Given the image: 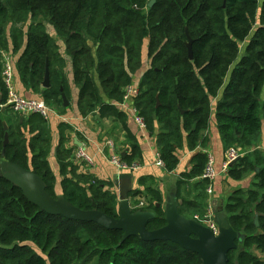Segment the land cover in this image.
I'll return each mask as SVG.
<instances>
[{
    "label": "trees",
    "instance_id": "16d2710c",
    "mask_svg": "<svg viewBox=\"0 0 264 264\" xmlns=\"http://www.w3.org/2000/svg\"><path fill=\"white\" fill-rule=\"evenodd\" d=\"M149 2L0 0L1 104L6 98L1 54L11 45L13 53L19 52L15 68L24 88L46 104L66 110L61 98V94L67 98L68 91L65 61L47 32L50 26L70 58L80 114L119 117L113 104L121 103L141 69L147 41L149 66L133 105L148 135L156 124L160 126L156 147L164 169L175 171L184 145L189 151L206 145L203 133L210 125V101L217 97L220 140L226 149L248 150L258 141L264 121V0H156L148 8ZM46 71L49 86L42 90ZM93 72L108 103L103 102ZM10 112L8 107L0 112V156L39 176L55 199L56 179L47 160L51 149L47 121L37 114L27 120L15 114L12 122ZM6 133L8 143L3 146ZM66 141L61 136L55 152L64 199L84 211L91 210L93 202L99 212L116 218V197L87 174L75 173ZM205 163L206 154H194L191 171L182 177H200ZM228 175L233 180L253 176L252 188L234 190L223 207L230 227L242 236L238 249L229 252L228 264H264L254 254L264 257V155L254 151L238 158ZM153 198L155 204L149 203L147 210L155 218L148 231L165 226L164 213L156 207L160 197L153 194ZM122 235L93 223L49 216L0 176V264H202L197 254L177 245L135 237L121 241Z\"/></svg>",
    "mask_w": 264,
    "mask_h": 264
},
{
    "label": "crops",
    "instance_id": "0c3cea01",
    "mask_svg": "<svg viewBox=\"0 0 264 264\" xmlns=\"http://www.w3.org/2000/svg\"><path fill=\"white\" fill-rule=\"evenodd\" d=\"M48 29V34L58 46L59 55L65 61L63 74L68 84L67 98L65 97L68 106H62L66 110L63 111L61 108L53 107V112L47 120L48 130L51 136V149L47 160L56 179L54 192L57 195H62L60 186L61 177L55 157L61 136L67 138L65 146L72 150V156L79 150H82L93 161L92 165H87L85 162H78L73 159V167L76 169L75 173L78 176L84 173L92 180L104 184L105 189L109 190L116 197V203H118V194L120 191L119 180L122 178L129 179L131 190L127 198L130 207L144 202L145 207L140 211H149L147 210L149 203L154 202L155 204L153 194H157L160 197V203H156V207L158 206L163 213L167 209V204L175 200L179 213L188 219H194L196 216L201 217L204 215V211L208 205L211 206L212 210L216 209L223 212L225 202L234 190H250L252 188V175L240 180H233L229 177L228 172L227 174L221 173L225 160V152L229 148L226 149L220 140L218 125L215 119L219 97L210 101V125L208 130L203 133L208 139L206 145L203 148H197L195 151L187 150L184 145L178 151L179 163L177 168L175 171L168 173L164 168L154 165L157 156L156 136L160 126L155 125V130L152 135H148L147 132H140L130 113L129 106H120V104H113V108L120 114L119 117L107 115L101 118L98 112L85 116L80 114L77 107L79 88L73 83L71 61L66 55L65 44L63 40L56 37L50 26H48ZM6 38L10 43V38ZM22 49L23 42L20 46V50ZM147 50L148 42L146 41L141 53V69L132 79V85L134 86L138 85L143 73L148 69ZM6 54L12 59L14 70L13 86L15 91L24 98L40 99L38 94H34L25 89L20 81L15 68L19 52L13 53L11 45H9V51ZM92 78L102 97L98 77L95 72L92 73ZM42 90H44L43 87ZM102 99L103 102L108 103L105 97H102ZM5 110L6 107L0 108V112L2 113ZM8 114L12 122L14 118H17L13 112ZM27 117L19 116V119L27 120ZM25 136L26 138H30L28 133ZM108 140L114 142L116 152L126 163L138 165L140 167L139 170L131 173H118L101 154V150ZM75 143L81 147H78ZM233 148L239 154V158L254 151H258L264 155V121L262 122L259 139L252 147L243 152H239L235 147ZM199 152L210 154L214 159L216 177L212 182L213 192L211 195L206 194L207 185L200 177L192 179L182 177L183 174L191 171L192 157ZM125 156L126 159H124ZM179 181L182 182L180 185H178Z\"/></svg>",
    "mask_w": 264,
    "mask_h": 264
},
{
    "label": "water",
    "instance_id": "95a60500",
    "mask_svg": "<svg viewBox=\"0 0 264 264\" xmlns=\"http://www.w3.org/2000/svg\"><path fill=\"white\" fill-rule=\"evenodd\" d=\"M155 1L150 0L148 8H151ZM187 48L188 56L191 58L190 40ZM47 73L46 71L42 83L44 89L49 86ZM60 91H62V88H60ZM61 98L63 107H67L68 103L64 94H61ZM3 130L7 132L5 123H3ZM7 143L8 136L6 133L3 146ZM75 145L81 147L77 143ZM0 176L15 185L22 192L28 203L49 216H60L72 222L93 223L107 231H121L123 233L121 241L129 237H135L141 241L151 243L168 242L197 254L202 264H228L229 252L237 250V242L240 243L242 240V236L230 227L224 212L216 209L212 210L213 222L218 229L217 236H214L207 227L196 220L182 216L178 211L175 200L167 204V209L164 212L165 226L158 230L148 231L147 225L155 218V214L151 211H133L131 209L127 198L131 188L127 178L119 180L120 191L116 206L117 217L112 218L99 212L93 202L92 209L84 211L70 205L63 195L54 199L46 192L45 183L39 176L18 165L4 161L3 155L0 156Z\"/></svg>",
    "mask_w": 264,
    "mask_h": 264
},
{
    "label": "built area",
    "instance_id": "2783aa9c",
    "mask_svg": "<svg viewBox=\"0 0 264 264\" xmlns=\"http://www.w3.org/2000/svg\"><path fill=\"white\" fill-rule=\"evenodd\" d=\"M2 56V71H1V79L6 89V98L4 104L0 103L1 107H8L10 110L20 117H27L33 114L39 115L44 120H48L49 116L53 112V107L46 104L41 99H31L24 98L20 96L14 89L13 86V64L11 57L3 52ZM137 96V86L130 85L128 86L122 97V101L120 106H129L130 113L133 116V120L137 125L140 132H146V125L144 119L140 116L139 111L134 107L133 100ZM101 154L104 159L113 166L118 173H131L139 170V166L135 164L126 163L116 152L114 142L108 140L105 142L103 149L101 150ZM74 160L78 162H85L87 165H92V159L89 158L86 153L82 150H79L74 156ZM239 158V154L237 151L230 147L225 152V160L222 165L221 173L227 174L229 166L235 162ZM154 165L160 168L163 167V163L160 159L159 153L157 152V156L154 162ZM216 174L214 171V159L210 154H206V163L200 179L207 183L206 194L211 195L213 192L212 182L215 179ZM145 207L144 202H140L138 205H134L131 207L133 211L141 210ZM208 219V221H206ZM194 220L207 227L214 236H217L218 229L216 224L213 222V213L211 206H207L205 213L202 217H194Z\"/></svg>",
    "mask_w": 264,
    "mask_h": 264
},
{
    "label": "rangeland",
    "instance_id": "374dc122",
    "mask_svg": "<svg viewBox=\"0 0 264 264\" xmlns=\"http://www.w3.org/2000/svg\"><path fill=\"white\" fill-rule=\"evenodd\" d=\"M20 26L21 25H17V27L18 28H20ZM47 29H48V27H47ZM25 30V29H24ZM49 30V29H48ZM12 31V28L11 27H9L8 28V31H7V37H9V33ZM244 47V44L241 46V48H243ZM54 195L56 196V197H58V196H60V195H57V193H54ZM256 256H258L259 258H261V259H264V257L263 256H261L258 252H256V253H254ZM234 256H236V255H234Z\"/></svg>",
    "mask_w": 264,
    "mask_h": 264
}]
</instances>
